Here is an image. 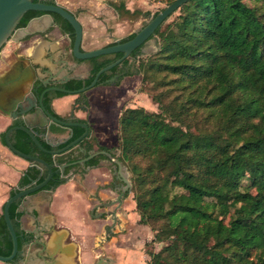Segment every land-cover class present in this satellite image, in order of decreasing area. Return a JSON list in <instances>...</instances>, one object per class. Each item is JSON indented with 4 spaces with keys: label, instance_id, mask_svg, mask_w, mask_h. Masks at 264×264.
<instances>
[{
    "label": "trees",
    "instance_id": "1",
    "mask_svg": "<svg viewBox=\"0 0 264 264\" xmlns=\"http://www.w3.org/2000/svg\"><path fill=\"white\" fill-rule=\"evenodd\" d=\"M173 1L167 0V5ZM110 4L118 11L124 8ZM42 13L28 11L19 23L25 26ZM53 16L73 44V26L61 15ZM170 17L150 38L158 40L156 52L143 57V44L101 74L96 85L109 84L121 75L114 83L119 85L126 76L138 75L142 90L150 86L158 105V111L125 108L119 117L116 147L100 144L91 128L78 147L57 158L40 150L22 130L11 132L10 141L49 164H70L65 174L97 167L108 159L99 154L84 164L75 163L91 151H109L126 165L132 173L138 223L152 228L151 242L163 244L149 253L148 264H264V0H191ZM123 56L118 52L88 60L92 68L79 87L90 85L102 68ZM65 95H47L48 105ZM14 125L1 134L5 146L6 133ZM54 128L64 132L60 126ZM84 131L73 127L72 137L57 147L40 140L48 150H58ZM31 163L10 196L47 178V167ZM67 181L55 165L44 189L55 190ZM115 183H121L117 176ZM21 202L18 199L9 208L17 233L21 232ZM12 251L3 212L0 255L9 256Z\"/></svg>",
    "mask_w": 264,
    "mask_h": 264
},
{
    "label": "crops",
    "instance_id": "2",
    "mask_svg": "<svg viewBox=\"0 0 264 264\" xmlns=\"http://www.w3.org/2000/svg\"><path fill=\"white\" fill-rule=\"evenodd\" d=\"M58 1L66 9L75 13L81 22L84 50H93L110 45L113 43L114 37L117 36L125 37L129 31V18L135 16L132 14L135 10L133 5L138 2L135 0ZM110 3L116 6L124 5V8L118 11ZM138 4V8L142 9L141 15H143L145 7L139 2ZM127 10H131V13ZM125 16H129L128 20H121ZM64 37L66 36H62L56 27L49 40L39 43L37 47L40 46L41 49L38 50V53H36L37 49L35 52L32 48L24 52L26 55L45 58L44 56L50 48L62 49L65 42ZM152 46L149 45L150 48ZM9 49L6 55H9ZM60 53L59 50L58 54ZM140 81L138 75L126 76L119 85L114 83L101 84L86 92L88 105H86L85 110L76 111L75 116L88 121L92 135L98 139L100 144L109 148L118 145L119 117L126 101L135 96L142 98L141 95L143 94L137 90ZM77 96L65 95L55 98L53 101L55 112L62 118L68 117ZM131 105H133L132 107L138 106L133 103ZM10 119V117L0 113V216L3 214L4 204L10 197L11 189L18 187L20 177L30 167V164L12 157L3 148L2 124ZM115 168L116 165L110 159H103L97 167L74 169L71 172L72 178L52 192L39 191L29 196L24 203L21 202L22 210H27L24 211V216H29L35 212L39 214L37 209L41 204L47 199H52L50 209L54 213V223L68 231L63 246L71 244L76 246L75 252L79 257L80 264H94L100 257H104L102 264H148L150 256L141 251L139 243H135L134 232H121L119 235L113 236L110 242L105 240V225H114L112 224L113 216L114 220H122L121 208L126 206L125 199L121 205L118 203L114 206L110 204L118 197L116 191L106 187L112 183L114 176H118ZM91 199L96 200L93 202ZM100 206L106 207L98 209L99 212H106L112 216L106 220L95 217L94 219L91 215L94 209ZM44 215L42 214L40 217L42 216L44 219ZM136 222L138 223V219ZM123 228L127 229L128 225L119 222L113 232L117 233ZM129 230L131 231V229ZM70 239L71 242H68ZM106 260L109 262L106 263ZM72 264H76V262L73 261Z\"/></svg>",
    "mask_w": 264,
    "mask_h": 264
},
{
    "label": "water",
    "instance_id": "3",
    "mask_svg": "<svg viewBox=\"0 0 264 264\" xmlns=\"http://www.w3.org/2000/svg\"><path fill=\"white\" fill-rule=\"evenodd\" d=\"M189 1L191 0H174L173 2L166 5V7H164L157 15L149 14L148 22L146 23V25L143 26L139 31H137L136 35L128 41L121 42L122 37L117 36L114 37V44L112 45H107L93 50H82L83 26L75 13L58 4H45L42 2H35L34 0H0V50L3 45L8 41L9 37L14 32L25 13L30 10H35L59 14L63 18H65L75 30V41L71 51L66 49H59L61 53L58 54L59 50H54L50 48L48 50V53L44 56L45 59L49 60L51 63L56 64L59 69L64 70L66 73L74 71L75 66H77L78 64L77 61L79 60H90L94 57L118 52L124 53V56L121 59L114 62L113 64L102 68L97 73L90 85L80 88L78 90H66L61 89L59 87L54 88L66 94H79L96 87L101 74L113 68L114 66L121 64L124 59L129 57L135 49L150 41V38L155 33L156 29L160 25H162L181 6H183ZM34 20L35 27L32 29V23L34 22ZM53 22L54 18L50 14L48 15V18L43 20H41L40 18L33 19L31 23L23 29L22 37L32 35L36 31L43 32L47 30ZM42 25L46 27L44 29H41ZM2 51H5V48ZM70 53L75 59L73 63H70L68 61V56ZM41 69H44V73L46 76L49 74V72H51V67L42 65L41 63L33 61L31 60V58H29L28 64H26L24 67L21 66V63H19L18 65L12 66L8 70H5L4 72L0 73V113L12 119H18L21 117L23 120L22 125L13 126L7 131V146L3 144V148L12 157H15L21 161L30 164V167L33 165L31 163V161H33L34 163L44 165L49 170V174L44 181H42L41 183H37L36 181H34L32 186H29L27 188H20V191L17 192L15 195L10 196L5 203L3 212L5 215L7 227L13 240V251L11 255H0V261L6 263L14 262L15 258L20 254L19 236L16 233V230L9 214V208L11 204L18 199H22V203H24L29 196L39 191H45L46 193L52 192L53 189H44V187L49 183V181L53 177V166L55 165L60 166L62 176L64 178H66L67 180L72 178L71 173L65 174L66 167H68L70 164L67 163L59 165V163L56 162L52 165L38 156H34L17 149L10 141L11 132H13L14 130H22L26 132L28 135L31 136V138L40 150L53 154L55 158H57V156L61 154L68 153L74 148L78 147L79 143L90 134L89 123L78 122L74 120L75 108H73L71 111V120L56 117L48 112L46 114L48 115L50 122L47 125L40 124L39 121L34 119V117L31 118V120L29 121L26 119L32 111L37 112L39 111V107L43 106V96L45 92L39 96V100L36 95L31 93V88L36 79L41 80V82L44 84L42 78L39 77V75H41ZM120 77L121 75H116L115 77L109 80V83H115ZM74 78L82 79L83 77L79 75ZM61 83H63V81ZM12 119L2 124V133L10 126V124L12 123ZM52 124L68 128L70 132L72 131V128L76 126L84 128L85 131L80 137L70 142L66 146L62 147L61 149L48 150L44 147L40 138L44 137L43 140H45L50 146L57 147L61 144L66 143L72 137V133H69L68 131L65 133L57 131L52 136H50L47 132L50 130ZM40 131H42V133H40ZM99 154L106 155L108 159H110L116 165V172L124 182L122 191L118 194L117 199L110 203L112 205L116 203L121 205L123 203L122 198L125 193L132 191V181L129 178V172L125 170L126 167L122 162L119 161V159L115 158L111 152L102 150L91 151L89 153V156L80 159L75 163L84 164L85 162L89 161L90 159L94 158ZM91 168L92 167L90 166L87 167V169ZM34 215L37 218L39 217L38 212H35ZM41 226H43V223L41 224ZM41 232L42 235H38L41 236L39 237L40 240L36 241V244L38 245V248L36 249V258L55 259L53 264H72L71 260L74 258V256H76V246L74 244L67 245L65 247L63 246V241L68 235V231L65 230L63 232L52 233V229L50 227H42ZM38 264L44 263L39 262Z\"/></svg>",
    "mask_w": 264,
    "mask_h": 264
},
{
    "label": "flooded vegetation",
    "instance_id": "4",
    "mask_svg": "<svg viewBox=\"0 0 264 264\" xmlns=\"http://www.w3.org/2000/svg\"><path fill=\"white\" fill-rule=\"evenodd\" d=\"M35 2H42L45 4H58L61 5L59 3L58 0H34ZM63 6V5H61ZM64 7V6H63ZM30 11H35V10H30ZM42 14L39 15H35L34 17L30 18L28 23L24 26L21 25L20 23L18 24V26L16 27V29L14 30V32L12 33V35L9 37L8 41L3 45V47L0 50L1 51L9 44V55H7L5 58L0 56V61H2L3 63V69L0 71L4 72L5 70H8L10 67L12 66H16L19 63H21V66H25L26 64H28V59L31 58V60L36 61L41 63L42 65H46L51 67V72H49V74L46 76L44 73V69H41V75H39L40 78H42V80L44 81V84L41 82V80L36 79V81L34 82L32 88H31V93L36 95L38 97L39 100V96L45 92L44 96H43V106L39 107V111L35 112L32 111L28 116H27V120H31V118L34 117V119H36L37 121H39L40 124L42 125H47L50 122V119L48 117V115L46 114L47 112L50 114H53L56 117H60L54 110L53 108V102L51 103V107L48 105L47 102V95H51L53 93H58L61 91H58L54 88L59 87L61 89H66V90H78L81 87H79V82L84 80L85 78H87L89 76L90 70L92 68V65L90 62H88V60H79L77 61L78 64L77 66H75L74 71H71L70 73H66L64 70L59 69L56 64L51 63L49 60L45 59V58H40L35 56H31V55H26L24 51H28V49L35 50L37 49L38 53L39 49H41V47H37L39 45L40 42H44L46 40H49L50 37H52L53 31L54 29L57 27L59 29V32L61 33L62 36H66L64 37L65 42L63 43L62 49H66L71 51L73 48V44H72V38L70 36V34L66 33L62 27L58 24L54 22L49 26V28L43 32H38L36 31L35 33H33L32 35H27L25 37H22L23 34V29L26 28L33 19H38L40 18L41 20L48 18V15L50 14L53 18V14L54 13H49V12H44L42 11ZM32 12H30L31 14ZM29 14V13H28ZM43 26V25H42ZM41 29L45 28L44 26ZM35 27V20L32 23V29ZM21 43V45H20ZM82 50H84V48L82 47ZM74 58L72 56V54L70 53L68 56V61L70 63L74 62ZM27 61V62H26ZM69 63V64H70ZM72 65V64H71ZM87 70V71H86ZM88 72V75H86ZM81 75L83 78L82 79H75L74 77H77ZM63 81V83H61ZM87 92V91H86ZM86 92H82L79 94H74V95H78L73 102L72 105V109L75 108L74 110V120L76 121V116H75V112L78 110H85L86 109ZM64 93V92H63ZM84 93V94H83ZM66 95H73V94H66ZM54 101V100H53ZM29 105V104H26ZM51 108V109H50ZM53 108V109H52ZM54 110V111H52ZM72 111V110H71ZM71 115V113H70ZM70 115L66 118L63 119H67V120H71ZM62 118V117H60ZM12 119V118H11ZM14 126H18V125H22L23 124V120L22 118H18V119H12V124H14ZM90 125V124H89ZM55 124H52L50 127V130L47 132L49 133L50 136H52L54 133H56L57 131L55 130ZM64 128V132H69L72 133V131L70 132L68 130V128L62 127ZM91 128V126H90ZM40 133H42V131H40ZM44 138V137H42ZM115 177V176H114ZM118 177V176H117ZM119 178V177H118ZM120 179V184L117 185L116 183L114 184V179L112 181V183H110L109 185H111L110 188L113 191H116L117 195L122 191V187L124 186V182ZM115 185H117L116 190H115ZM114 187V188H112ZM127 193V192H126ZM125 195L123 196V200L127 197ZM112 202V201H111ZM51 203H52V199H47L45 202H43V204H41V206L37 209L39 211V217L37 218L33 213H31V215L29 216H24V211H27L26 209H24V211L22 210V207L19 206L18 211L20 212V230L21 232L17 233V235L19 236V250H20V254L15 258L14 262H8V264H38L40 263H54L55 259H38L36 258V249L38 248V245L36 244V241L40 240L38 236L39 234L42 235L41 229L42 227H50L52 229V233L54 232H62L65 231L67 229H64L62 226H58L56 223H54L55 219L54 217V213L51 211L50 207H51ZM106 206H100L99 208H95L92 215L93 218H97V219H104L106 220L108 217H111L112 215L106 213V212H100L98 214H95V211H97L98 209H102L105 208ZM99 212V211H98ZM114 213V212H113ZM112 213V214H113ZM45 214L44 215V219L43 217L40 215ZM94 218V219H95ZM43 223V226H41V224ZM112 224L114 225H105L104 227V231L106 236L105 240L107 242H110L113 236H117L119 235L121 232L125 233L126 232V228H123L120 233H114L113 231L116 229V226H118L119 221L118 219L114 220V216H113V220H112ZM68 242H71V239L68 240ZM79 257L76 254V256H74V258L71 260V263L73 261L76 262V264H80L78 261ZM102 262H104V257H100L99 259H97L95 261L94 264H102ZM109 260H106V263H108Z\"/></svg>",
    "mask_w": 264,
    "mask_h": 264
},
{
    "label": "rangeland",
    "instance_id": "5",
    "mask_svg": "<svg viewBox=\"0 0 264 264\" xmlns=\"http://www.w3.org/2000/svg\"><path fill=\"white\" fill-rule=\"evenodd\" d=\"M98 1V0H96ZM138 1L139 3H141V5H143L145 7V13L148 14H143L140 12L142 9H139L138 7V2H136L133 6L134 9L139 13H136L135 16L131 19L129 18V16H125V18H121V20L123 19H127L129 18V31L128 34H126V36L130 35L131 33L137 32L139 31L147 22H148V16L149 14H154L155 12H157L158 10L163 9L164 7H166L167 5V0H135ZM134 10V11H135ZM175 15L174 14L172 17H170V19L168 20L171 21ZM125 36V37H126ZM148 43V46H146ZM145 44V47L143 48L142 52L145 54L143 57H145L147 54H151L152 52H156L158 50V40L156 38L151 39L149 42H147ZM9 44L5 47V51H1L0 56L1 57H6L7 55V50L9 49ZM149 45H153L151 48L149 47ZM156 48V49H155ZM154 49V50H153ZM3 63L2 61H0V71L3 69ZM141 79V76H139ZM138 92L142 93L143 95H141L142 98H138L137 96H135L134 98H130L128 101L125 102V106L123 107V110L127 107H132L133 105H131L132 103L134 105H138V106H143L149 110H153V111H158V105L155 104L151 98V94H152V90H150V86L149 87H144V89L142 90V82L140 81V85L139 88H137ZM160 90H158L159 92ZM122 110V111H123ZM118 133V132H117ZM116 147V146H114ZM126 167V171L129 172L130 176L129 178L131 179L132 177V173L129 171L128 167L126 165H124ZM81 187L83 188V186L81 185ZM133 188V185H132ZM96 199H91V201L95 202ZM125 202H126V206H122L121 210H122V220H120V224H127L128 225V230L125 229L128 232H134V237H135V243H139V248L141 249V251L149 254L152 252H157L161 249L162 247V243H157V242H151L153 237H154V232L152 230V228L150 226H146V225H141L140 223H137L136 220L140 219V216L138 214V212L136 211V201L134 199V192L133 190L131 192H129L128 196L125 198ZM114 206V205H113ZM125 207V208H124ZM100 212L95 211V214H98ZM131 229V231L129 230ZM120 233V231H119ZM147 244V245H146ZM150 259V258H149ZM0 264H8L6 262L0 261Z\"/></svg>",
    "mask_w": 264,
    "mask_h": 264
}]
</instances>
